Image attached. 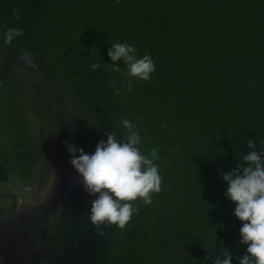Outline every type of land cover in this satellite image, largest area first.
I'll return each mask as SVG.
<instances>
[{
  "label": "trees",
  "instance_id": "obj_1",
  "mask_svg": "<svg viewBox=\"0 0 264 264\" xmlns=\"http://www.w3.org/2000/svg\"><path fill=\"white\" fill-rule=\"evenodd\" d=\"M0 15V92L22 89L13 73L27 53L59 86L61 122L80 123L93 152L109 132L123 138L121 121L129 119L141 151L158 153L161 191L151 205L135 202L139 213L114 234L109 264H211L229 231L222 228L241 225L221 173L242 162L248 140L264 148V0H75L63 8L0 0ZM9 27L24 31L5 45ZM117 42L151 54L149 81L134 80L131 90L121 83L127 68L117 61L114 71L107 55ZM8 179L0 150V182ZM169 208L175 227L164 223ZM225 244L238 264L247 247L240 232Z\"/></svg>",
  "mask_w": 264,
  "mask_h": 264
},
{
  "label": "rangeland",
  "instance_id": "obj_2",
  "mask_svg": "<svg viewBox=\"0 0 264 264\" xmlns=\"http://www.w3.org/2000/svg\"><path fill=\"white\" fill-rule=\"evenodd\" d=\"M64 1L75 2L53 0V3L63 8ZM3 24L0 16V25ZM1 51L2 48L0 62ZM66 67L71 69L69 64H65ZM35 69L32 56L23 53L13 73L22 82V89L17 90L13 97L7 96V92H0V150L9 165L8 181L0 182V227H5L8 236L12 233L18 235L17 231L21 233L23 222V230H27L38 219L48 220V209L55 199L61 203L65 199V204L70 207L75 205L72 212L67 213V219L80 215L90 220V195L84 191L82 178L71 165V156L66 147L74 145L86 153L90 134L81 130L78 122H61L65 116L58 102L59 86L46 81ZM171 210L169 208L164 223L175 227L172 221L176 217L174 215L173 218ZM81 218L78 219L79 223ZM109 226L113 229L115 225ZM42 227L48 230L46 225ZM78 240L79 248L69 247V250V244L55 248L52 235L47 233L46 248L57 254L52 255L51 260L43 259L41 264H104L108 254L95 257V242L92 239H89L88 245L84 237L79 236ZM4 244L2 248L7 253V259L13 258L16 264H32L28 260L19 263L21 260L10 254V246ZM113 253L109 251L110 258ZM0 264H6L2 254Z\"/></svg>",
  "mask_w": 264,
  "mask_h": 264
},
{
  "label": "clouds",
  "instance_id": "obj_3",
  "mask_svg": "<svg viewBox=\"0 0 264 264\" xmlns=\"http://www.w3.org/2000/svg\"><path fill=\"white\" fill-rule=\"evenodd\" d=\"M18 11L13 9L16 19H19ZM23 31L9 27L2 33L3 43L10 45ZM107 55L114 71L121 68L116 62L123 61L127 71L121 83L126 82L129 90L134 80L147 82L156 71L151 54L138 55L135 44L114 43ZM100 67L99 62L91 65L93 71ZM121 125L125 130L123 138L109 132L106 142L101 140L91 154L74 145L66 147L71 165L82 178L84 191L95 197L89 210L90 220L123 229L139 213L135 202L142 201L145 206L153 203L152 195L161 191L162 177L156 163V149L144 154L139 147L143 138L135 124L124 119ZM255 143L248 140L250 151L243 155L235 170L221 173L227 184L225 196L235 204L234 216L242 222L240 244L247 246L246 253L237 257L238 264H264V148L257 152ZM260 143L264 145V140ZM216 264H232V256L225 250L217 257Z\"/></svg>",
  "mask_w": 264,
  "mask_h": 264
},
{
  "label": "flooded vegetation",
  "instance_id": "obj_4",
  "mask_svg": "<svg viewBox=\"0 0 264 264\" xmlns=\"http://www.w3.org/2000/svg\"><path fill=\"white\" fill-rule=\"evenodd\" d=\"M92 138L90 137L89 140H87L88 150L86 151L87 154L93 153L92 151ZM64 197V196H63ZM95 197L90 195L89 204L91 205L92 200ZM61 203L58 199H55V203L50 204L48 209V220H37L32 224V228H28L27 230H23L25 224L24 222L21 223L22 230L17 231L18 235L15 233H12L11 236H8L7 230L5 227H0V254H2V259L6 262V264H16L14 263L13 258L10 257V259H7L6 255L7 253L3 250V243L4 245L10 246L9 251L11 252L15 259H20L21 262L19 263H25V261L28 260V262L32 261V264H41L43 259L51 260L52 255L57 254L56 251L51 252L46 247V234L52 235L54 239L55 248H63L65 244H69L67 247L69 250L71 248H79V236L85 238V243L88 245L89 239H92L95 242V257L99 256H109L110 247H114L113 240H114V234L116 232H120V229L116 226H113V229L110 228L109 225H99L94 224L91 220H88V218H81L80 215H74L73 218L67 219L66 216L67 213L72 212V207L74 208L75 205L70 207L69 205ZM54 205V206H53ZM235 207V206H234ZM234 212V210H233ZM90 213V212H89ZM90 215V214H89ZM81 218L80 223L78 222V219ZM51 220L53 222H51ZM235 220V219H234ZM82 222V226H81ZM46 225L48 227V230H44L42 226ZM235 223H230L229 225H226L222 228L221 232L228 231L220 245L219 251L215 254V258L212 261L216 262L217 257L226 249V240L229 236L236 235L240 231V227L238 229H234ZM42 227V228H41ZM85 229V231H84ZM51 237V236H50ZM95 237V238H94ZM116 239V238H115ZM227 249H230L228 246ZM105 251V253H104ZM68 253V252H67ZM106 257L104 260V264H109V257ZM23 259V260H22ZM37 259V261H36ZM36 261V262H35ZM102 262V261H101Z\"/></svg>",
  "mask_w": 264,
  "mask_h": 264
},
{
  "label": "crops",
  "instance_id": "obj_5",
  "mask_svg": "<svg viewBox=\"0 0 264 264\" xmlns=\"http://www.w3.org/2000/svg\"><path fill=\"white\" fill-rule=\"evenodd\" d=\"M1 16V15H0ZM3 18V17H2Z\"/></svg>",
  "mask_w": 264,
  "mask_h": 264
}]
</instances>
